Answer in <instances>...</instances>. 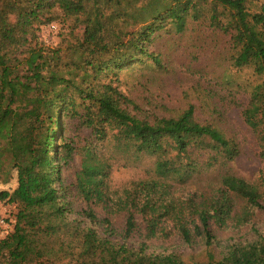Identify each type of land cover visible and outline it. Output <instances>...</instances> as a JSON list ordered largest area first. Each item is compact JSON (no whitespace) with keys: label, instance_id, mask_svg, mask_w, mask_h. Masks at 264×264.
<instances>
[{"label":"trees","instance_id":"obj_1","mask_svg":"<svg viewBox=\"0 0 264 264\" xmlns=\"http://www.w3.org/2000/svg\"><path fill=\"white\" fill-rule=\"evenodd\" d=\"M0 3L12 13L0 30V179L15 184L0 197L16 208L14 229L0 242V264H134L162 258L184 264L180 254H147L144 244L132 248L111 239L109 217L99 220L91 205H100L107 216L124 213L123 239L140 219L146 239L175 231L188 246L203 240L207 260L201 264H264V233L231 244L219 258L211 250V226L237 229L251 221L255 209H264V170L252 180L234 176L228 165L240 153L237 143L215 123L197 121L193 105L176 116L140 119L128 111L136 108L133 101L99 81L134 60L162 68L161 55L147 48L162 32L195 33L193 47L206 36L217 48L222 38L226 67L250 70L259 79L246 91L240 116L264 142V1ZM57 12L82 29L65 49L43 45L36 34ZM69 117H79L90 129L92 139L82 147L63 135ZM76 151L79 168L74 182L65 185L61 167ZM259 158L264 163V150ZM117 167L139 169V177L114 189ZM187 189L191 192L179 195ZM76 198L86 209L74 211Z\"/></svg>","mask_w":264,"mask_h":264},{"label":"rangeland","instance_id":"obj_2","mask_svg":"<svg viewBox=\"0 0 264 264\" xmlns=\"http://www.w3.org/2000/svg\"><path fill=\"white\" fill-rule=\"evenodd\" d=\"M56 14L58 15L56 20L38 28L37 38L47 47L59 46L65 49L80 37L81 25L73 18L64 20L61 12ZM11 19L10 10L0 3V30ZM194 34L187 32L180 36L162 32L155 36L147 48L161 55L163 67L160 69L153 66L151 60L144 59L143 63L134 60L132 64L124 66L119 71L110 72L107 76L102 75L99 81L109 82L133 101L136 108L129 106L128 111L140 119L152 121L155 117L176 116L188 105H193L197 121L215 123L237 143L240 153L229 163L230 172L242 179L252 180L260 170H264V163L259 158V152L264 150V142L259 141V132L249 129L243 123L240 110L248 100L246 91L258 83L259 79L250 70L238 71L226 67L221 56L222 38L217 48H214L206 36L201 40L204 42L196 41L197 46L193 47ZM76 102L79 103V100L76 99ZM214 109L216 113H213ZM63 123V135L68 142L72 141L75 147H82L87 141H91L90 129L81 124L79 117L64 118ZM79 164L80 154L76 151L73 153V159L61 167V177L65 185L74 182ZM137 177L139 169L117 167L112 172L111 185L114 189H121ZM14 187V179L11 178L7 184H3L0 179V193L5 190L10 192ZM190 192L191 190L187 189L179 195L186 196ZM71 201L74 211L86 209L82 199L76 198ZM90 208L99 220L109 217L114 233L111 239L119 243H126L132 248L144 244L147 254L177 253L181 255L184 264H201L207 260L203 240H197L195 244L188 246L175 231H170L165 238L157 236L146 239L140 219H137L136 230L128 238L123 239L124 213L107 216L100 205H91ZM15 213V206L0 197V214L15 221ZM99 227L101 228L100 224ZM211 230L215 237L211 250L214 256L219 258L231 244L250 242L257 238V232L264 233V209H255L251 221L240 228L220 230L211 226ZM134 264H166V259L155 261L136 259Z\"/></svg>","mask_w":264,"mask_h":264},{"label":"built area","instance_id":"obj_3","mask_svg":"<svg viewBox=\"0 0 264 264\" xmlns=\"http://www.w3.org/2000/svg\"><path fill=\"white\" fill-rule=\"evenodd\" d=\"M15 221L9 220L6 215L0 214V242L14 229Z\"/></svg>","mask_w":264,"mask_h":264}]
</instances>
